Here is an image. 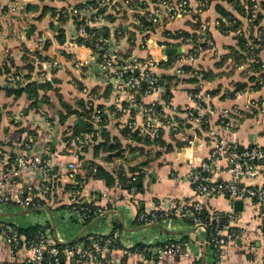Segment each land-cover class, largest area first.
Returning a JSON list of instances; mask_svg holds the SVG:
<instances>
[{
	"label": "crops",
	"instance_id": "1",
	"mask_svg": "<svg viewBox=\"0 0 264 264\" xmlns=\"http://www.w3.org/2000/svg\"><path fill=\"white\" fill-rule=\"evenodd\" d=\"M187 1L192 7L197 4V0ZM206 1L208 5L199 16H181L170 22L161 20L148 30L140 29L137 19L147 16L145 10L152 4L149 0H146L148 7L145 10H127L123 18L115 15L117 18L112 22L102 18L93 25L105 28L108 34L110 32V36L118 40L119 49L141 59L148 55L146 49L138 48L143 39L149 40L152 54L157 58L166 56L158 46L170 44V47L180 48V54L166 56L167 60L174 57L170 67L157 68L158 74L164 75L169 85L165 89L170 93L167 102L161 93L154 96L165 114H169L174 107L177 109L175 116L183 118L184 109L192 104L187 95L190 89L213 91L215 94L210 103L215 111L214 118L228 109L233 125L227 130L217 128L218 136L225 141H236L241 147L264 146V85L244 93L249 82L250 65L239 56L233 29L228 30L229 27L222 32L219 28L222 16L217 7L240 21L242 19L233 9L231 0ZM254 1L260 8V24L264 32V0ZM84 2L13 0V4L22 8L21 11L16 14L0 12V157L13 159L24 155L31 159L48 155L55 175L49 192L41 190V176L36 170L20 169L16 183L5 176L0 184V195L10 196L22 189L25 196L39 203L31 207L0 203V227L11 226L21 231L40 228L49 241L57 245L83 246L93 236L114 234L121 249L108 253L104 257L106 264H264L260 220L256 208L248 201H241L236 210L234 203L231 205L224 197L201 198L209 214L227 213L231 209L239 214V221L234 227L243 230L244 236L239 242L230 244L221 259L205 244L204 231L192 226L186 219L164 216L154 223L137 222V216L152 206L162 211L173 203L189 205L197 199L187 174L199 161L208 158L210 147L201 136L195 140L194 146L188 147L183 138H191L192 133L185 125V128L180 125L182 120L178 119L179 129L165 130L163 135L168 146L154 144L143 137L129 138L123 135L119 122L109 118L99 127L97 134L85 133L89 124L85 116L87 93L94 97L99 107L108 109L115 102V88L111 83H103L98 70L92 69L86 76L83 70L75 67L73 52H80L82 56L88 52L74 45L76 25L72 17L59 25L51 10L43 11L44 8L58 11ZM0 4L8 5L5 0H0ZM57 25L59 28L56 30ZM29 27L33 28V32L27 35L25 30ZM58 31H63L61 40L57 38ZM138 31L149 32L141 34ZM184 34L193 38V46L197 50L192 60L179 61L189 48L170 43L169 39ZM39 37L43 38L42 43L38 42ZM207 39L211 41V46ZM261 54L264 55V46ZM50 60H56L58 66L44 88L39 90L42 102L37 103V108L30 107L31 101L25 94L17 100L6 95L4 69L8 68L7 73L20 72L25 78L29 76L28 80L40 83L38 71L47 68L45 63ZM176 67H182L184 75L176 76L173 73ZM192 77H196L195 82H189ZM121 98L124 100L125 95ZM62 102L77 114L69 116L64 125H59L56 115L65 113ZM135 118L141 121L136 113ZM78 120L83 121V129L76 124ZM76 127L80 131L78 137L86 140L85 147L74 142ZM69 163L74 164L72 170L68 168ZM129 176L140 179L139 185H142V191L134 196L118 185L122 177ZM209 177L212 180L229 179L226 161L215 163ZM243 181L258 186L263 183V178L259 176ZM75 185L82 186L77 193L79 199L99 209L84 222L79 211L69 208L70 188ZM20 235L23 239L27 238L23 232ZM169 241H187L188 254H168L158 261L149 260L141 253H132L127 257L122 254V249L145 246L152 257L156 245ZM29 257L30 254L22 246L12 253L11 246L0 237V263L32 264L22 262ZM64 264L101 263L72 260Z\"/></svg>",
	"mask_w": 264,
	"mask_h": 264
},
{
	"label": "built area",
	"instance_id": "2",
	"mask_svg": "<svg viewBox=\"0 0 264 264\" xmlns=\"http://www.w3.org/2000/svg\"><path fill=\"white\" fill-rule=\"evenodd\" d=\"M5 1L8 5L0 4V12L4 9L5 13L10 14L21 11L22 8L17 7L11 0ZM87 1L89 0H85L84 3ZM98 1L100 6H105L107 11L118 17H121L127 9L126 2L120 0ZM166 1L155 0L150 8L145 10L152 24L160 23L163 19L170 22L181 16L197 17L208 5L206 0H197L195 7L189 5L187 0H176L171 3ZM234 1L238 2L242 8V12L239 14L242 20L234 17L229 24L235 25L233 31L236 37L242 38L246 42L247 52L250 53L246 58L249 65H257V68L249 69L250 76H254L255 80L248 82L244 93H250L255 91V87L264 85V79L261 76L264 73V55L261 54L264 46V32L258 19L260 8L254 0ZM65 10L68 16L79 21L74 34V45L80 49H86L88 52L86 56H82L80 52H73L75 67L83 70L88 76L92 72L93 66L97 65L99 78L103 83L113 84L117 94L114 104L108 109H103L96 104L94 97L87 93L86 119L93 128V135L97 134L96 131L107 118L117 120L120 130L127 132V136L132 139L143 137L156 141L163 139L165 130L177 131V122L171 117L175 116L177 109L171 107L172 111L165 114L158 109L159 102L154 99L155 95L163 94L165 90L160 85L157 68L161 63L167 64V57L164 55H161L160 58L155 57L148 39H143L142 43L138 44V48L146 49L148 53L146 58L141 59L119 49L118 40L110 36V32L105 35L104 33L99 34L98 31H89V28L94 27L93 23L96 20L94 22L89 20V15L94 11L87 4L84 8L74 6ZM138 32L145 34L149 31ZM169 41L189 48L179 58V61L194 58L197 49L194 47L195 45L193 46L192 37L172 38ZM38 42L42 43L43 38L39 37ZM206 42L210 46L212 45L209 39ZM170 46L168 44L158 47L163 50ZM45 64L47 68L40 69L37 74V79L42 83L51 79L53 70L58 66L56 60H50ZM173 73L180 77L184 75V70L182 67H176L173 69ZM193 74L198 75L197 72H193ZM4 81L7 86H17L18 84L22 86L27 82V78L20 72H10L4 75ZM121 95H125L124 100ZM187 95L192 104L184 109L183 118L177 117V119L182 120V125H185L192 134L191 138L186 137L183 140L187 142L188 147H191L194 146L195 140L201 136L202 140L210 147L208 158L199 161L187 174V179L193 187L197 199L189 205L173 203L167 210L162 211L157 206H152L148 210L142 211L136 219L140 224L154 223L164 216L189 220L192 226L204 231L205 244L217 253L218 259H221L227 247L239 242L244 236L243 230L234 227V224L239 221V214L231 209L227 213H211L209 221H203L202 214L207 210L201 202V198L203 196H220L224 197L231 205L236 201L252 203L258 213L259 230L264 242V146L241 147L236 141L221 139L216 129L232 128L230 111L224 109L218 117L214 118L215 111L210 103L213 95L210 92L193 89L188 91ZM145 98H149V100L144 101ZM135 113L141 121L136 120ZM20 115L19 113L18 117ZM74 142L80 147L86 145V140L82 137L74 138ZM222 160L226 161L229 179L212 180L209 173L215 163ZM68 168L72 170L74 164L69 163ZM20 169L38 171L41 176V190L48 192L51 189L55 175H53L51 158L48 155L36 156L31 159L24 155L16 156L13 159L1 156L0 184L5 176H9L12 183H16ZM259 176L263 178V183L258 186L243 181V179H253ZM133 180L118 184L119 187L126 188L131 196L138 193ZM69 201L72 209L79 211L83 222L91 212L99 211V209L83 203L77 193H71ZM0 203H15L25 207L35 205L30 197L22 193V189L10 196L0 195ZM0 237L11 246L12 253L20 246L24 247L30 257L22 262L26 261L32 264H64L72 260L106 264L107 261L104 260V257L116 250L114 243L117 242L115 235H97L91 237L88 243L83 246L57 245L51 243L47 234L42 230H39L30 239H23L17 228L11 226L0 227ZM187 246V241H169L164 246L156 245L152 257L147 249L141 251L122 249V254L127 257L132 253H141L149 260L156 259L158 261L168 254L186 256L188 254Z\"/></svg>",
	"mask_w": 264,
	"mask_h": 264
},
{
	"label": "trees",
	"instance_id": "3",
	"mask_svg": "<svg viewBox=\"0 0 264 264\" xmlns=\"http://www.w3.org/2000/svg\"><path fill=\"white\" fill-rule=\"evenodd\" d=\"M11 1H13V0H11ZM120 1L121 2H126V7H127L126 11H124V13L121 16V18L125 17V14H126L127 10H135L136 8H140L142 10H145L148 7V5L146 3V0L145 1L120 0ZM149 1L154 2L155 0H149ZM231 1H232V4H233V9L240 14L242 12V8L239 5V3L234 1V0H231ZM86 4H87V6H89L90 9H92L94 11V12L91 13V15H89V20L90 21L94 22L97 19L99 20V19L105 18V19H107V20L112 22L113 20H115V18H117V17H115V15H113L110 12H108L107 8L105 6H100L98 0H89L86 3H82V4H79V5H76V7L84 8L86 6ZM46 10H51L52 14L57 17V21H58L59 25H63L68 19L71 18V16L67 15V11L65 9H59L58 11H56L53 8H44L43 11H46ZM217 11H219V13L221 14V16L223 18V19L222 18L219 19V25H220L219 28L221 29V31L225 32V31H227V29L229 27L230 28L228 30H230V29L234 30L235 25L232 26V25L229 24V22L233 20L234 16H232V14H230L229 12H225V11L221 10L219 7H217ZM5 12H6V10L4 9L2 11V13H5ZM260 17L261 16L259 15V17H258L259 21H260ZM137 21L141 25V27H139V28L142 29V30H148L151 27V25H155V24L151 23V21L149 20L148 16H146V15L145 16H140L137 19ZM73 22L75 23V25L79 24V21L76 20V19H73ZM163 22H166V20L163 19ZM89 31H98L99 34H102V31H104L105 35L108 34V32H107V30L105 28L104 29L103 28L99 29V28L92 27L91 29L89 28ZM184 35L182 37H189L186 34H184ZM57 38L59 40H61V38H63V31H58ZM245 43L246 42H245L244 39L239 38V37L237 38V45L239 47V52L238 53H239L240 58L243 59V60H246L247 56H249V54H250V53L247 52V48L245 46ZM173 58L174 57H170L168 59V62H167L166 65H163L161 63L159 65V67H162V66L170 67L172 65V59ZM250 68H257V65L251 64ZM4 72L7 73L8 72V68L4 69ZM1 73H2V71H0V74ZM261 76L264 79V73ZM26 78H27V82L24 85H22V86L19 85V84L17 86H7L6 85L5 88H4L5 93H6L7 96H12L15 100L19 99L23 94H25L27 99H29L31 101L30 107L31 108H37L38 107L37 103L38 102H42V100L39 99V90L44 88V84H46V82L37 83L35 81H31L30 79L28 80V78H30L29 76H27ZM254 80H255L254 76H250L249 79H248V81H250V82L251 81L253 82ZM160 81H163V85L162 86L164 87V89H168L169 88L168 87L169 86L168 85V81H167V79L165 78L164 75L163 76L160 75ZM195 81H196V77H192L191 79H189V82H195ZM261 87L262 86H257V87H255V90H258ZM191 90H193V89H190L188 91H191ZM194 90H196V89H194ZM196 91H198V90H196ZM210 94L214 95L215 93L213 91H211ZM169 97H170V93L169 92H165V90H164L163 98H164V100L166 102L169 100ZM61 104L65 108V113L57 114L56 118H57V121H58L59 125H64L66 123V120L69 118V116H71L73 114H77V112L75 110H71L65 103L62 102ZM158 109L161 110L164 113V111L162 110L160 105L158 106ZM85 116H86V110H85ZM171 117L174 118L175 120H177V116H171ZM180 125H182V123H180ZM91 127L92 126L90 124H88L85 127L86 128L85 129V133H93V130H92ZM178 129H179V122H178V126H177V130ZM96 132H99V130H97ZM79 135H80V131L76 127L75 128V135H74L73 139L78 137ZM123 135L127 136V132L123 131ZM136 138L137 137H135V139ZM65 140L69 141L70 139L69 138H65ZM147 140L149 141L150 139H147ZM153 142H154V144H157V145L168 146V143H166L164 141V139L156 140V141H153ZM53 175H54V173H53ZM131 180L134 181L133 183H134V185H136L138 192L140 190L142 191V185H138L137 177L135 178V176L122 177L119 182L131 181ZM52 187H53V184H52ZM52 187H51V189H52ZM70 189H71V191H70L71 193H79L82 190V186L81 185H75V186L71 187ZM34 203L36 205V204L39 203V201L38 200H34ZM69 208H72V206L70 205ZM91 215H92V212L89 214L88 218H90ZM209 216H210V214L208 213V211H205L202 214V220L203 221H209ZM17 230H18L19 234H21L23 232L27 236L26 239H30L34 235H36V233L40 230V228H35V229H32L31 231H28V230L21 231L18 228H17ZM110 236H114V234H111ZM158 245L164 246L165 243L158 244ZM114 246L116 247V249H121L119 244H118V241L117 242L115 241ZM135 249H137L138 251H141V250L145 249V246H137ZM131 250L134 251L133 248H131Z\"/></svg>",
	"mask_w": 264,
	"mask_h": 264
},
{
	"label": "water",
	"instance_id": "4",
	"mask_svg": "<svg viewBox=\"0 0 264 264\" xmlns=\"http://www.w3.org/2000/svg\"><path fill=\"white\" fill-rule=\"evenodd\" d=\"M58 28H59V25H57V26L55 27L56 30H57ZM25 32L27 33V35H30V34H32V32H33V28H32V27H29V28H27V29L25 30ZM163 52H164V54H165L166 56H174V55H176V54H180V53H181V49H180V48H173V47H165V48L163 49ZM93 70L97 71V65H94V66H93ZM160 85H161V86L163 85V81H160ZM167 91H168V90H166V92H167ZM263 108H264V104H263ZM76 124L79 126L80 129H83V121H82V120H78ZM139 180H140V179H137V181H138V185L140 184V183H139ZM234 206H235V209L237 210L238 206H241V201H236V202L234 203Z\"/></svg>",
	"mask_w": 264,
	"mask_h": 264
}]
</instances>
